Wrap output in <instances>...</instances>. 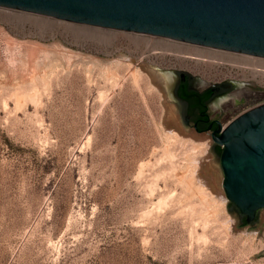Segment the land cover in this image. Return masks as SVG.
Masks as SVG:
<instances>
[{
	"label": "rangeland",
	"instance_id": "rangeland-1",
	"mask_svg": "<svg viewBox=\"0 0 264 264\" xmlns=\"http://www.w3.org/2000/svg\"><path fill=\"white\" fill-rule=\"evenodd\" d=\"M158 40L0 6V264H264V209L237 217L210 135L148 69L264 76Z\"/></svg>",
	"mask_w": 264,
	"mask_h": 264
},
{
	"label": "water",
	"instance_id": "water-1",
	"mask_svg": "<svg viewBox=\"0 0 264 264\" xmlns=\"http://www.w3.org/2000/svg\"><path fill=\"white\" fill-rule=\"evenodd\" d=\"M0 6L264 57V0H0ZM149 71L169 75L165 89L171 98L174 71ZM218 132L206 134L222 149V188L250 222L264 209V103L242 111Z\"/></svg>",
	"mask_w": 264,
	"mask_h": 264
},
{
	"label": "flooded vegetation",
	"instance_id": "flooded-vegetation-1",
	"mask_svg": "<svg viewBox=\"0 0 264 264\" xmlns=\"http://www.w3.org/2000/svg\"><path fill=\"white\" fill-rule=\"evenodd\" d=\"M165 68L173 70L176 76L171 100L176 106L178 117L184 127L196 133L214 132L219 135L218 130L230 121L228 120L229 111H235L251 98L247 96V92H256L246 89L239 80L210 81L189 70L175 67ZM240 88H244V92L234 97L232 94ZM212 144L220 156L221 147L215 142ZM235 209L237 210L236 207ZM259 210H256L250 222H247L245 215L239 213L238 210L236 215L243 218L247 224H252L257 220Z\"/></svg>",
	"mask_w": 264,
	"mask_h": 264
},
{
	"label": "bare ground",
	"instance_id": "bare-ground-1",
	"mask_svg": "<svg viewBox=\"0 0 264 264\" xmlns=\"http://www.w3.org/2000/svg\"><path fill=\"white\" fill-rule=\"evenodd\" d=\"M147 35V34H145ZM159 42H165V43H171L172 41L171 40H168V39H163V41H160L158 40ZM164 44V43H163ZM198 47H202L203 49L207 50V51H211L213 52V54L217 55V54H222L223 55H235L236 57L240 58V59H244V62H251L252 65H255V64H258V65H262L264 66V58H260V57H250L248 55H244V54H239V53H230L228 51H223V50H218V49H213V48H209V47H203V46H198ZM164 49H168V48H164ZM210 57H215L214 55H210ZM146 68V67H145ZM149 70V69H148ZM256 69H254L253 72H256L255 71ZM150 75L153 77V79H155V82L162 86V87H168L170 85V82H171V78L169 77V75H163L159 72H150ZM244 88H240L238 89L237 91H235L232 95L234 97H238L240 94H242L244 91ZM247 91V90H246ZM253 92V91H252ZM247 92V96L248 97H251L252 99L253 98H256V96H260V97H264V92ZM246 96V95H245ZM257 100V99H256ZM192 131V134L194 133V135H196L195 137H199V138H202L204 139V137H207L206 133H196L194 132V130H191ZM207 139V138H205ZM209 141V140H208ZM223 197V196H222ZM224 200H221V204L223 205L224 204Z\"/></svg>",
	"mask_w": 264,
	"mask_h": 264
},
{
	"label": "built area",
	"instance_id": "built-area-1",
	"mask_svg": "<svg viewBox=\"0 0 264 264\" xmlns=\"http://www.w3.org/2000/svg\"><path fill=\"white\" fill-rule=\"evenodd\" d=\"M163 39H168V40H171V41H175L176 44H184V43L190 44V43H187V42H182V41L173 40V39H169V38H163ZM172 46L173 47H171V48L163 49V50H166L165 52L170 54L173 57H188V56H190L189 54H187L188 51L185 50L184 46H181V45H172ZM213 49H215V48H213ZM218 50H220V49H218ZM223 51H225V50H223ZM228 52L235 53V52H231V51H228ZM239 54H241V53H239ZM244 55H248V54H244ZM248 56L253 57L252 55H248ZM254 57H259V56H254ZM195 58H197V57H195ZM207 58L208 59H212L216 64H219V66H221L223 64H226V65H229L231 67L246 68L254 76H258V75L264 76V66H262V65H258V64L252 65L251 62L250 63L249 62H244V61L239 62V61H234V60L222 59V58H219V57H215V58L207 57ZM260 58H264V57H260ZM200 59H204V58H200ZM254 69H256L255 70L256 72H253Z\"/></svg>",
	"mask_w": 264,
	"mask_h": 264
},
{
	"label": "trees",
	"instance_id": "trees-1",
	"mask_svg": "<svg viewBox=\"0 0 264 264\" xmlns=\"http://www.w3.org/2000/svg\"><path fill=\"white\" fill-rule=\"evenodd\" d=\"M219 150H220V149H219ZM230 205L233 206V207L235 208V206H234L232 203H230Z\"/></svg>",
	"mask_w": 264,
	"mask_h": 264
}]
</instances>
